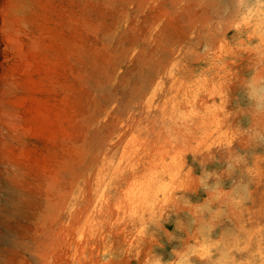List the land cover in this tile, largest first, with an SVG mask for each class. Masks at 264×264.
Listing matches in <instances>:
<instances>
[{"label":"rangeland","instance_id":"rangeland-1","mask_svg":"<svg viewBox=\"0 0 264 264\" xmlns=\"http://www.w3.org/2000/svg\"><path fill=\"white\" fill-rule=\"evenodd\" d=\"M238 3L0 0V264H138L176 194L207 197L178 193L188 168L205 170L208 153H192L210 151L207 171L222 173L229 151L264 169V144L223 148L249 126V58L228 31ZM253 187L255 203L235 216L264 223V182ZM158 236L172 259L180 240Z\"/></svg>","mask_w":264,"mask_h":264},{"label":"clouds","instance_id":"clouds-1","mask_svg":"<svg viewBox=\"0 0 264 264\" xmlns=\"http://www.w3.org/2000/svg\"><path fill=\"white\" fill-rule=\"evenodd\" d=\"M236 7L239 18L228 27V31L236 33L230 46L236 53L242 54L238 58H249L250 75L242 81L248 101L247 110H242V114L248 118L249 126L233 129L235 139L231 145L223 146L227 150L237 141L245 146L264 144V0H243ZM209 28L221 39L225 38L223 25L216 24L213 27L210 23ZM201 51L204 55H210L214 50L210 43L205 42ZM205 153H208L207 157L200 162L205 169L202 175L194 177L193 170L188 168L185 171L188 185L178 193L194 194L203 190L207 193L206 199L193 204L187 196L176 194L149 225V243L142 250L138 264H195L197 260L201 264H264V223L243 222L235 216L236 212L248 211L250 205L255 203L253 186L264 182V169L258 168L257 157L253 165L248 166L244 155L229 151L222 173L207 171V164L215 159L210 151L192 154L195 158ZM236 176L238 178L233 181L231 188L226 190L223 178ZM181 214L185 219L179 218ZM172 215L177 216L175 232L163 227V223L171 221ZM225 221L231 222L233 227L213 239V233ZM152 227L155 231H149ZM159 233H163L169 243L178 239L181 243L180 248L172 249L173 258L167 261L156 252V249L164 247ZM179 233H185L187 239L180 237ZM202 248L207 250L206 253L201 252Z\"/></svg>","mask_w":264,"mask_h":264}]
</instances>
